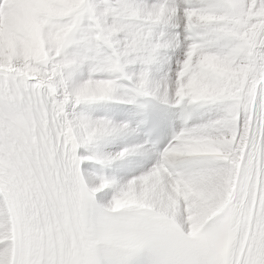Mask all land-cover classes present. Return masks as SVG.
<instances>
[{
  "label": "snow or ice",
  "instance_id": "1",
  "mask_svg": "<svg viewBox=\"0 0 264 264\" xmlns=\"http://www.w3.org/2000/svg\"><path fill=\"white\" fill-rule=\"evenodd\" d=\"M0 264H264V0H0Z\"/></svg>",
  "mask_w": 264,
  "mask_h": 264
}]
</instances>
